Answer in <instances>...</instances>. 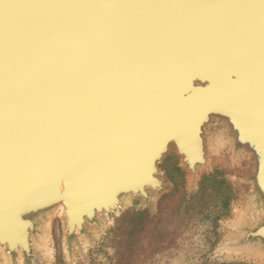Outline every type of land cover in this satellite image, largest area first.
<instances>
[{"label":"water","instance_id":"95a60500","mask_svg":"<svg viewBox=\"0 0 264 264\" xmlns=\"http://www.w3.org/2000/svg\"><path fill=\"white\" fill-rule=\"evenodd\" d=\"M169 149L239 194L215 255L264 262V0H0V264L155 216Z\"/></svg>","mask_w":264,"mask_h":264},{"label":"rangeland","instance_id":"374dc122","mask_svg":"<svg viewBox=\"0 0 264 264\" xmlns=\"http://www.w3.org/2000/svg\"><path fill=\"white\" fill-rule=\"evenodd\" d=\"M178 160L171 153L159 166L164 179L167 176L172 185L157 201L155 216L139 209L140 198L135 197L121 208L120 212L125 210L115 222L99 234L97 244L88 248L87 258L75 256L74 264H264L253 258L215 255L240 200L239 194L221 164H214L209 175L200 172L201 178L189 173L188 178L192 181L194 177L198 183L190 191L185 172L177 166ZM148 190L151 194L152 189ZM52 227L45 253L52 264H69L59 220Z\"/></svg>","mask_w":264,"mask_h":264},{"label":"bare ground","instance_id":"6f19581e","mask_svg":"<svg viewBox=\"0 0 264 264\" xmlns=\"http://www.w3.org/2000/svg\"><path fill=\"white\" fill-rule=\"evenodd\" d=\"M205 143V142H204ZM208 144V143H207ZM206 144V145H207ZM206 145H205V147H206ZM209 145V144H208ZM208 147H210V146H208ZM169 151L170 152H168V154L165 156V158L169 155V154H171V153H174V151L172 150V149H169ZM165 158L161 161V162H159V165L158 166H160L161 165V163L165 160ZM223 162H220V161H215V159L213 158V161L212 160H210V164H221V166H223V164H222ZM224 167V166H223ZM180 168V167H179ZM203 168V165H198V166H196V170H192V169H189V168H187V170H188V172L186 171L185 172V174H186V177H188V175H189V173L191 174V176H199L201 173H202V171L204 170V169H202ZM181 169V168H180ZM182 170V169H181ZM184 172V171H183ZM201 172V173H200ZM165 175H166V173H165ZM160 176V175H159ZM164 176V175H163ZM163 176H160V178L161 179H163V182L165 181V180H167V188H166V190L172 185V183L167 179V176H166V178L164 179V177ZM194 177H192V181L193 182H195V178L193 179ZM201 178V177H200ZM199 178V179H200ZM187 179H189V178H187ZM162 182V181H161ZM188 183H189V181H188ZM195 183H197V182H195ZM153 190V189H152ZM148 191H150V190H148ZM140 198V197H139ZM150 199V198H149ZM143 200V198H140V201H142ZM155 200V201H154ZM140 201H139V204H140ZM157 201H158V198H153V194H152V196H151V199L149 200V202L150 203H152L155 207H156V204H157ZM130 202V201H129ZM129 202H123L122 203V205H121V208H124ZM142 202H145V203H148V200H147V202H146V200H144V201H142ZM121 208L117 211V216L118 215H120L123 211H121L120 212V210H121ZM118 212H120V213H118ZM116 216V217H117ZM115 217V218H116ZM115 220V219H114ZM46 254V253H45ZM76 254V253H75Z\"/></svg>","mask_w":264,"mask_h":264}]
</instances>
